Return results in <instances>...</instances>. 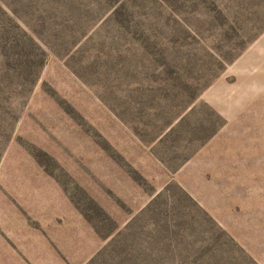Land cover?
<instances>
[{
  "label": "rangeland",
  "instance_id": "1",
  "mask_svg": "<svg viewBox=\"0 0 264 264\" xmlns=\"http://www.w3.org/2000/svg\"><path fill=\"white\" fill-rule=\"evenodd\" d=\"M0 264H264V0H0Z\"/></svg>",
  "mask_w": 264,
  "mask_h": 264
}]
</instances>
